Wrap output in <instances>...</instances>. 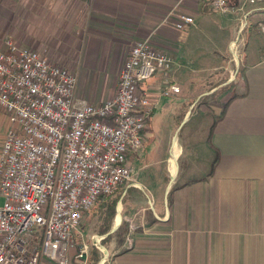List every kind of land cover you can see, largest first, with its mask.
Masks as SVG:
<instances>
[{
    "label": "crops",
    "instance_id": "crops-1",
    "mask_svg": "<svg viewBox=\"0 0 264 264\" xmlns=\"http://www.w3.org/2000/svg\"><path fill=\"white\" fill-rule=\"evenodd\" d=\"M231 1V11L216 16L210 0H9L14 19L0 31V50L11 38L57 65H73L77 79V72L86 79L76 98L90 104L115 96L137 40L149 39L174 60L167 76L158 72L139 86L156 109L143 147L128 154L135 181L121 185L110 228L101 233L96 207L85 214L83 239L105 253L100 264H264V0L246 9ZM179 14L192 16L194 24L176 29ZM240 15L250 26L242 32L238 60L229 54ZM231 23L227 47L217 49L214 41L209 48L203 30ZM213 56L226 63L209 69ZM166 80L180 92L161 95ZM215 94V105L202 100ZM0 112L5 132L10 120ZM193 118L194 129L178 140L179 127ZM89 214L98 224L86 235Z\"/></svg>",
    "mask_w": 264,
    "mask_h": 264
},
{
    "label": "built area",
    "instance_id": "built-area-1",
    "mask_svg": "<svg viewBox=\"0 0 264 264\" xmlns=\"http://www.w3.org/2000/svg\"><path fill=\"white\" fill-rule=\"evenodd\" d=\"M210 1L217 13L231 10L229 0ZM242 17L232 48H238L235 41L248 26V16ZM174 24L185 30L194 18L179 14ZM173 67L168 53L149 39L138 40L123 64L115 96L94 105L76 98L74 72L5 39L0 107L10 126L0 149V264H41L44 258L88 264L89 245L81 232L85 214L101 195L134 183L128 154L143 147L156 109L139 86L158 72L167 76ZM166 81L161 95L180 92Z\"/></svg>",
    "mask_w": 264,
    "mask_h": 264
},
{
    "label": "rangeland",
    "instance_id": "rangeland-1",
    "mask_svg": "<svg viewBox=\"0 0 264 264\" xmlns=\"http://www.w3.org/2000/svg\"><path fill=\"white\" fill-rule=\"evenodd\" d=\"M210 3H211V1H210ZM230 3L231 4H233L232 3V1L230 2V0H229V7H230ZM1 4H2V7L0 8V31H8L9 30V27H10V19H14L13 17H11L10 16V11H9V7H10V3H9V0H1ZM249 4L251 5L252 3L250 2V0H239L238 1V7H240L241 9H246L247 8V6H249ZM257 8H259V7H257ZM231 11V10H230ZM215 12V11H214ZM215 14H216V16H217V14H220V13H217V12H215ZM241 18H244V17H242L241 15L239 16V21H240V19ZM20 18L18 17V20H19ZM15 20H16V18H15ZM258 20V17H256L255 18V23H254V25L255 26H258L259 24L258 23H256V21ZM21 21H23V18L21 19ZM248 26H250V24H248ZM219 27V26H218ZM226 28L223 30V29H219V30H217V29H214V28H210V29H204L203 30V37H204V35H205V33H207V36H208V38H209V44L207 45L209 48H212L213 47V42L215 41V43H217V45H216V48L217 49H225L227 46L225 45V43H227L228 42V40L230 39V35L232 34V32H233V24L231 23L229 26L227 25V26H225ZM245 31V30H244ZM243 31V32H244ZM238 36V35H237ZM199 39H201V34H199ZM242 39H243V33L241 34V36H240ZM263 37H264V35H263ZM138 41V40H137ZM201 41V40H200ZM203 41H204V39H203ZM226 41V42H225ZM205 42V41H204ZM235 43H237V47L238 48H236V46H235V48H231V53L229 54V58H233V59H235V54L236 55H238V53H240L241 54V51H242V46H241V44L239 43V42H236L235 41ZM134 45V44H133ZM232 47V46H231ZM238 60H239V58H238ZM217 61V62H216ZM218 62H223V63H226L225 62V58H222V57H219V56H217V57H208V67H209V69H215V67H217L216 65H217V63ZM69 66V67H68ZM64 67H66V68H70L71 70H73L75 73H76V68L73 66V65H66V66H64ZM77 74H78V81H77V87L78 88H81L82 86H83V84H86V79L84 78V74L83 73H81V72H77ZM210 74L211 75H213L211 78H210V81H211V79L212 78H215V76L217 75V72H216V70L215 71H211L210 72ZM211 82H213V81H211ZM118 83V82H117ZM221 83H223V82H221ZM77 89V88H76ZM222 89V88H221ZM116 92H117V90H116ZM202 100L203 101H208L209 102V104H213V105H215L216 103H217V100H218V95L217 94H215L214 96H211V97H207V98H202ZM0 110L2 111V112H4L1 108H0ZM1 113V112H0ZM6 114V113H5ZM7 116V115H6ZM195 122H196V120H195V118H193V119H191L190 121L187 119L180 127H179V129L177 130V133H176V136H177V139L179 140V139H183L184 137H186V136H188L189 135V132L190 131H192L193 129H194V127H193V124H195ZM9 124H10V122H9ZM8 127H9V125L7 126V128H6V131H7V129H8ZM192 127H193V129H192ZM6 131L4 132V130H1L0 129V147H1V144H2V142H3V140H4V138H5V136H4V134H6ZM200 134H202L201 132H200ZM193 134H191V136H192ZM122 187H120L117 191H116V193H115V195H114V197H117L118 195V193H120L121 191H122ZM90 215V214H89ZM91 216V215H90ZM95 221H96V224H98V220H96V218H94L93 217V215L90 217V218H88L87 219V221L85 222V225H84V228H83V231H85V234L87 235L88 233L90 234V232H91V230H92V226H93V222L95 223ZM81 232H82V230H81ZM91 235V234H90ZM90 235H88V237L86 236V242H88V238H90ZM91 245V244H90ZM89 245V246H90ZM102 245H104L103 243H102ZM92 246H95V245H91V247ZM105 246V245H104ZM94 248H96V247H94ZM97 249V248H96ZM99 250V249H98ZM90 251V250H89ZM91 252H92V249H91ZM90 252V253H91ZM99 252H100V254H102V257H101V259H100V261L99 262H97L98 264H100L101 263V260H102V258L105 256V253L104 252H102V251H100L99 250ZM107 263V260L106 261H104L103 262V264H106ZM42 264V263H41ZM56 264V263H55Z\"/></svg>",
    "mask_w": 264,
    "mask_h": 264
},
{
    "label": "trees",
    "instance_id": "trees-1",
    "mask_svg": "<svg viewBox=\"0 0 264 264\" xmlns=\"http://www.w3.org/2000/svg\"><path fill=\"white\" fill-rule=\"evenodd\" d=\"M118 190V189H117ZM116 190V191H117ZM116 191L101 195L95 206L96 210L98 211V215L100 218H102V231L101 233H104L107 231L110 226L113 218L115 217V208L117 205V201L119 200V197H114ZM106 219V220H105ZM95 246H92L90 249H92L91 252V260L93 261V264H97L99 258H100V252L98 249L94 248Z\"/></svg>",
    "mask_w": 264,
    "mask_h": 264
},
{
    "label": "water",
    "instance_id": "water-1",
    "mask_svg": "<svg viewBox=\"0 0 264 264\" xmlns=\"http://www.w3.org/2000/svg\"><path fill=\"white\" fill-rule=\"evenodd\" d=\"M260 1H263V0H260Z\"/></svg>",
    "mask_w": 264,
    "mask_h": 264
}]
</instances>
